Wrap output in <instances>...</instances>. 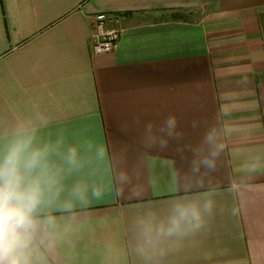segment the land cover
<instances>
[{
    "label": "crops",
    "instance_id": "obj_1",
    "mask_svg": "<svg viewBox=\"0 0 264 264\" xmlns=\"http://www.w3.org/2000/svg\"><path fill=\"white\" fill-rule=\"evenodd\" d=\"M100 13L120 19L111 53L92 50ZM170 115L161 148L144 127L158 136ZM21 120L41 141L93 144L60 199L76 182L102 194L47 210L52 264H264V0H0V134ZM209 133L221 147L194 172ZM179 197L214 202L205 226L137 253L134 220Z\"/></svg>",
    "mask_w": 264,
    "mask_h": 264
},
{
    "label": "clouds",
    "instance_id": "obj_2",
    "mask_svg": "<svg viewBox=\"0 0 264 264\" xmlns=\"http://www.w3.org/2000/svg\"><path fill=\"white\" fill-rule=\"evenodd\" d=\"M177 119L168 116L154 134V125L148 122L145 136L161 148L176 135ZM209 146L208 155L193 161V171L200 167L211 169L213 158L220 145L209 133L204 141ZM150 146V145H149ZM91 141L83 145L67 143L63 132L55 139L39 140L31 120H21L0 134V264H52L51 256L61 235L58 218L47 210L59 204L71 208L74 202H87L89 196L99 197L102 190L86 182H76L67 188V176L80 174L89 165L92 156ZM97 159L104 156V148L94 153ZM118 181L128 177L121 173ZM184 191H192L186 186ZM214 211V202L203 197H179L170 201L166 213L160 215L146 210L132 224L136 251L148 257L160 251L169 242H179L199 232Z\"/></svg>",
    "mask_w": 264,
    "mask_h": 264
},
{
    "label": "built area",
    "instance_id": "obj_3",
    "mask_svg": "<svg viewBox=\"0 0 264 264\" xmlns=\"http://www.w3.org/2000/svg\"><path fill=\"white\" fill-rule=\"evenodd\" d=\"M96 31L92 36V50L96 54L113 52L121 39L122 29L118 17H108L104 13L96 15ZM111 25L108 26V23Z\"/></svg>",
    "mask_w": 264,
    "mask_h": 264
}]
</instances>
